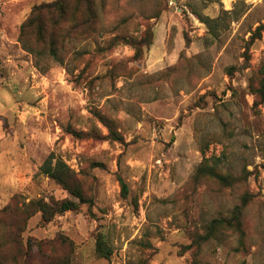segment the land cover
Wrapping results in <instances>:
<instances>
[{"label":"rangeland","instance_id":"1","mask_svg":"<svg viewBox=\"0 0 264 264\" xmlns=\"http://www.w3.org/2000/svg\"><path fill=\"white\" fill-rule=\"evenodd\" d=\"M53 1L0 0L1 263L264 264V0H93L95 22L35 59L20 26ZM51 153L93 206L42 224L31 201L70 198L40 173ZM205 158L236 182L196 178ZM243 198L242 235L201 241Z\"/></svg>","mask_w":264,"mask_h":264},{"label":"trees","instance_id":"2","mask_svg":"<svg viewBox=\"0 0 264 264\" xmlns=\"http://www.w3.org/2000/svg\"><path fill=\"white\" fill-rule=\"evenodd\" d=\"M190 11L208 29H211L212 25L218 21V18L211 20L201 15L199 10L194 7H190ZM95 19L96 12L93 6V0H55L50 3H43L33 7L30 16L20 26L19 41L22 47L31 53L35 59L43 55L56 58L57 50L64 38L72 35L76 28L90 27L95 22ZM262 32H264V25L256 28L251 43L255 39L260 38ZM125 43L134 47L136 57L140 56L141 46L137 41L128 40ZM254 95L264 107V80L254 90ZM71 132L77 137L82 136L81 133H77L76 131ZM112 134L110 133V136L115 139ZM218 162V159H203L196 169L195 177L211 179L225 187L232 186L236 182V179L230 175L222 174L218 170ZM40 173L66 191L70 197L48 203L43 199L31 201L28 208L32 213L39 212L41 214L42 224L49 223L57 215H62L66 212H76L81 205L86 204L89 209L93 206V201L90 197L86 196L82 184L77 178V174L64 161L55 158L52 153L47 156L41 165ZM119 184L122 194L126 195V185L121 180H119ZM246 203V199L243 198L241 206L236 208L234 215L230 219L212 221L206 235L201 238V241H205L215 231L222 228L230 229L242 235L239 213ZM95 253L99 258L106 260L112 255V249L102 234L95 236ZM0 264H2L1 260ZM55 264H68V259L61 260Z\"/></svg>","mask_w":264,"mask_h":264}]
</instances>
